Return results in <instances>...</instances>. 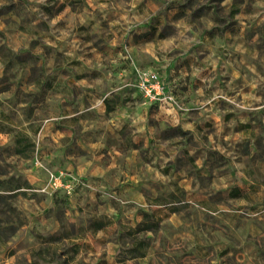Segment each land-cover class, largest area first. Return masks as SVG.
<instances>
[{"label":"rangeland","instance_id":"1","mask_svg":"<svg viewBox=\"0 0 264 264\" xmlns=\"http://www.w3.org/2000/svg\"><path fill=\"white\" fill-rule=\"evenodd\" d=\"M150 72L172 104L141 92ZM206 107L262 112L245 131L261 140L256 190L228 195L253 166L229 157L245 138L174 127ZM102 139L100 178L81 166ZM60 172L71 196L51 187ZM0 264H264V0H0Z\"/></svg>","mask_w":264,"mask_h":264},{"label":"crops","instance_id":"2","mask_svg":"<svg viewBox=\"0 0 264 264\" xmlns=\"http://www.w3.org/2000/svg\"><path fill=\"white\" fill-rule=\"evenodd\" d=\"M205 110L208 112L203 113V111L201 110V112H200L201 114H199V117H194L192 119H190V117H191L190 115H193V113H189V112H185V113L181 114V115H186V118H182L181 115L177 116L179 114L175 115L174 121H177V122H175L173 124L174 127L179 128V130L180 129L181 130L182 129L183 130L188 129V130H192V131L205 130V129L210 130L213 127L224 128L225 131L222 135L223 140L229 146H234V147L239 145L237 143H239V141H241L242 138H245L246 139L245 143L248 144L250 149H248L245 153H242V155H239L238 153H236L233 155V157H231V156H229V157L232 158L233 160H238V162L245 161V159H249L252 161L253 166L238 170V172L241 175L240 184H235L234 186L229 188L228 195H229V197L236 198V197L243 196L246 193V191H250L251 189L256 190V182L254 180H251V179L255 176L256 171H260L259 165H261L262 162H261L260 157H258V155L255 156V153L257 151L256 147L258 144H260L261 140H257L256 136L254 134L249 135V133L248 134L246 133L247 134L246 135L245 131H247V132H251V130L256 131V129L259 128V124H257L255 117H256V115L260 116L262 114V112H254V114H253L254 119H252V120L249 119V122H246L245 118L243 119L241 117V114L236 115V113L233 111L232 112L229 111L227 113L226 111H228V110L226 108L222 109V110H218L217 108L211 109V108L206 107ZM113 112H115V116L119 122L120 121L122 122L123 119L128 117L127 111H123V110L121 111L120 110V112L112 111L110 113H113ZM197 113H199V112H197ZM160 114H162V113H160ZM195 115H196V112H195ZM247 115L248 114H246L244 116H247ZM140 130L147 131V126H141ZM226 130L228 131L227 133H226ZM183 133L184 132L179 133V134L183 135ZM121 135H122V133H121ZM119 136H120V134H119ZM143 138H144V134H141L140 139L143 140ZM87 141H88V138H87ZM87 141H86V144L88 147L86 148V144L84 143L83 144L84 148L85 149H93V151L96 152L97 155L95 156V160L93 163H97V164L92 166V165H90L91 161L89 159H82L84 162L81 166L82 171L84 173H87V174L99 176L100 178H102L101 176L106 177V175L109 173L107 170H110V168H112L113 166L107 165L108 159L104 158L103 153H101V152L97 153L96 148L99 149V151H100V148L104 147L106 145V143L109 141L104 140L105 142H103V139H102L97 144H94V146H91V144L89 142L87 143ZM92 147H94V148H92ZM128 148H130V147H128ZM128 150L129 151H128L126 159L129 160L130 154L133 157L136 156L138 149L131 146V148ZM119 151L120 150L114 149V147H113L112 154H115V153L118 154ZM59 153H61V156L65 155L64 150H62V151L60 150ZM67 157H69V156H66V158ZM130 160H129V162H130ZM189 160L195 161V158L189 156ZM232 172L234 173V171H232ZM132 178H134V176L131 175V177L129 179H132ZM127 181H128V179H127ZM153 206L156 207V209H159V210H156L158 212H162L163 211L162 209L166 208L167 211L169 212L168 215L176 214L178 209H179V208L175 207V203L174 204L173 203L165 204L164 202H161L159 200V198L155 199V203L153 204ZM144 211H145L146 215H148V212L146 210H144ZM143 223H146V221ZM141 255H144L143 252Z\"/></svg>","mask_w":264,"mask_h":264},{"label":"built area","instance_id":"3","mask_svg":"<svg viewBox=\"0 0 264 264\" xmlns=\"http://www.w3.org/2000/svg\"><path fill=\"white\" fill-rule=\"evenodd\" d=\"M139 88L144 96L151 103L160 105H168L174 102V96L165 95L162 80L157 73H144L140 75ZM50 184L52 189H64L66 195L71 196L74 193L76 184L73 183L69 176L64 172L52 174L50 176Z\"/></svg>","mask_w":264,"mask_h":264},{"label":"trees","instance_id":"4","mask_svg":"<svg viewBox=\"0 0 264 264\" xmlns=\"http://www.w3.org/2000/svg\"><path fill=\"white\" fill-rule=\"evenodd\" d=\"M104 102H105V105H106V112H107V113H110V112H112V111L115 110L116 106L111 104V99H110L109 97L105 98ZM26 142H27L26 145H22L23 140H18V141H17V144H18L19 146H18L16 152H17V154H19V155H21V156L29 157V154H27V149H28V146L31 145V144H30L31 142H30L29 140H27ZM20 144H21V145H20ZM20 188H21V187H20ZM104 226H105L104 223L98 222V223L95 225V228H96V230H99V229H102ZM152 226H153V225L148 224V225H147V228H142V227H140V228H138L137 230L139 231L140 229H141V230H143V229H149V228H152Z\"/></svg>","mask_w":264,"mask_h":264}]
</instances>
